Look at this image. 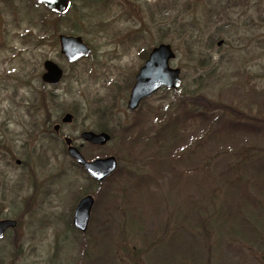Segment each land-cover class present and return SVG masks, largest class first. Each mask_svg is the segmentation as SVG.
Wrapping results in <instances>:
<instances>
[{
  "label": "rangeland",
  "instance_id": "rangeland-1",
  "mask_svg": "<svg viewBox=\"0 0 264 264\" xmlns=\"http://www.w3.org/2000/svg\"><path fill=\"white\" fill-rule=\"evenodd\" d=\"M70 2L0 0V219L17 222L0 264H264V0ZM61 35L91 53L69 61ZM159 43L180 87L130 109ZM46 60L59 83L42 81ZM70 146L117 167L97 179Z\"/></svg>",
  "mask_w": 264,
  "mask_h": 264
},
{
  "label": "water",
  "instance_id": "water-1",
  "mask_svg": "<svg viewBox=\"0 0 264 264\" xmlns=\"http://www.w3.org/2000/svg\"><path fill=\"white\" fill-rule=\"evenodd\" d=\"M45 2L47 6L59 12H64L68 8V0H37ZM61 52L66 55L70 61L89 55L90 48L82 42L81 38L61 35ZM222 42H219V45ZM175 53L170 44L162 43L153 48L150 56L144 66L137 75L136 83L131 91L129 107L134 109L138 106L140 100L151 95L160 87L178 88L180 85L179 68H171L170 60ZM45 72L42 80L48 83H57L63 76L62 68L52 60H46L44 63ZM73 116L66 113L63 122H70ZM58 128V127H57ZM82 137L92 144H105L111 138L107 132L96 133L94 131H84ZM70 143L71 139L67 138ZM68 153L77 160L78 163L84 165L86 170L94 177L102 180L110 175L117 167V161L114 156L107 158H98L94 161H87L80 151L70 146ZM20 163V160L18 161ZM94 203L91 195L83 197L76 206L74 212V225L82 231L86 230L88 224L89 213ZM17 222L13 219H0V238L4 236V232L8 227H15Z\"/></svg>",
  "mask_w": 264,
  "mask_h": 264
}]
</instances>
